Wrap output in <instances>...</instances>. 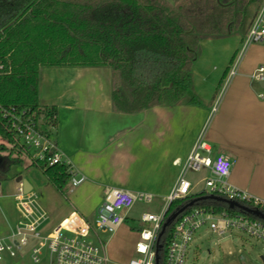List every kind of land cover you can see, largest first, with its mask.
Listing matches in <instances>:
<instances>
[{"label":"trees","instance_id":"trees-1","mask_svg":"<svg viewBox=\"0 0 264 264\" xmlns=\"http://www.w3.org/2000/svg\"><path fill=\"white\" fill-rule=\"evenodd\" d=\"M263 0H0V106L43 116L52 134L56 109H42V68L109 67L112 109L138 114L185 100L193 87V70L202 43L247 34ZM249 17L251 20L249 21ZM236 56L231 59L234 63ZM223 75L220 85L228 76ZM190 102L200 105L193 97ZM0 116V136L13 137ZM5 150V149H4ZM2 149V151H4ZM18 149L0 157V181L23 163ZM65 196L70 171L31 161ZM190 202V201H189ZM188 201L171 205L167 219ZM192 209L238 213L224 202L200 200ZM264 212V210H263ZM169 227L160 241L159 263L165 264Z\"/></svg>","mask_w":264,"mask_h":264},{"label":"crops","instance_id":"crops-1","mask_svg":"<svg viewBox=\"0 0 264 264\" xmlns=\"http://www.w3.org/2000/svg\"><path fill=\"white\" fill-rule=\"evenodd\" d=\"M245 36L237 37V46L224 52L228 59L222 64L196 60L190 97L138 114L113 111L109 67L42 68L40 105L57 113L52 136L58 150L86 177L80 187L69 188V193L76 191L77 197L83 198L79 208L68 210L60 218L72 212L84 216L80 209L90 220L99 213L104 192L111 187L149 193L162 200L180 175L181 166L175 162L186 161L202 134L216 157L223 155L231 162L229 183L264 202V84L255 78L264 66V47L251 48L236 75L230 77L234 67L231 59L237 58ZM206 45L202 43L200 53L210 56L212 51H219V46L209 44V49ZM193 97L202 104H192ZM0 213L1 237L18 216L13 222L1 208Z\"/></svg>","mask_w":264,"mask_h":264},{"label":"built area","instance_id":"built-area-1","mask_svg":"<svg viewBox=\"0 0 264 264\" xmlns=\"http://www.w3.org/2000/svg\"><path fill=\"white\" fill-rule=\"evenodd\" d=\"M255 43H264V0L245 36L241 56ZM239 63L237 61L234 65L231 78L236 75ZM2 72L4 66L0 64V73ZM255 78L264 83V66L260 67ZM215 111L216 108L213 112ZM0 116L5 121L6 130L14 139L11 142L10 139L0 136V145L5 144L10 150L18 147L32 162L41 163L45 167L65 165L70 171L71 189L86 182V177L75 170L71 160L58 150L54 137L43 125V118L40 121V118L25 111L1 106ZM212 156V147L202 134L186 161L183 164L180 161L175 162L177 166H181L180 175L171 193L162 199L161 213L145 214L141 218L142 223L152 226L139 233L136 257L129 264H156L158 238L170 207L175 202L191 203L204 197H216L264 213L263 201L229 183L231 162L223 155L215 158ZM189 172L200 173L204 178L193 183L187 178ZM104 196L103 205L94 223L78 212H72L55 224L52 216L40 205L37 194L33 191L26 193L23 185L18 184L14 198L18 220L13 225L8 224V233L0 237V264L5 257L15 259L18 256L29 258L33 264H110L108 245L100 234L115 235L137 203L151 204L156 197L149 193H133L113 187L107 188ZM123 210L126 211L124 216L121 215ZM237 210L238 213L220 214L203 209L185 211L173 224L165 264H185L195 235L205 226H209L220 236L229 231H237L264 243V221ZM91 238L90 242L86 240Z\"/></svg>","mask_w":264,"mask_h":264},{"label":"rangeland","instance_id":"rangeland-1","mask_svg":"<svg viewBox=\"0 0 264 264\" xmlns=\"http://www.w3.org/2000/svg\"><path fill=\"white\" fill-rule=\"evenodd\" d=\"M250 20L251 17H249V21ZM237 37H241V35L207 40V48L210 47L209 44L219 46V51H212L210 56H206L204 52L199 53V61L214 62L216 65H218V63H224L228 59L226 58L228 54L225 55L224 52L237 46ZM257 46L264 47V43L252 44L246 50L244 55L241 56L244 49V44H242L239 47V53L234 61V65L237 61L240 62L244 60L248 51ZM190 96L191 93L188 94L187 98ZM42 118L43 116L40 117V121H42ZM44 127H46L45 124ZM2 149L5 150L2 151ZM10 151L13 150L7 148L5 144L0 145L1 158L5 157ZM215 157L216 154H213L212 158ZM22 161L23 163L21 165H15L11 168L8 177L9 180L2 181L0 186L2 196H6L0 199V208L8 219L14 222L18 216L14 199L18 188V184L14 178L18 176H22L24 179L31 182L34 186V192L39 198L40 205L47 210L52 217L54 216L53 220L55 224L62 220L60 216L68 210L79 208V202L83 201V198L77 197L76 191L75 193H68L66 197L62 196L57 189L50 184L41 170L31 167V159L29 156L24 154L22 156ZM187 178L191 182L197 183L204 178V175L189 172ZM162 207L163 202L160 199H154L151 204L139 202L135 205L129 218H127L122 229L118 233L113 237L111 234H100V237L108 245L107 252L111 261L110 264H129V262L136 257L135 248L139 241L138 233L144 229H149L152 226L142 223L141 218L145 214L159 215ZM79 212L84 214V216L87 215L80 209ZM125 214L126 211L123 210L121 215L124 216ZM97 216L98 212L89 221L94 223ZM86 240L90 242L92 241V238ZM22 258V256H18L15 259L5 257L2 264H19ZM21 264H33V262L29 258L24 257ZM185 264H264V243L237 231H229L223 236H220L217 233H214L209 226H205L195 235V238L188 249Z\"/></svg>","mask_w":264,"mask_h":264},{"label":"water","instance_id":"water-1","mask_svg":"<svg viewBox=\"0 0 264 264\" xmlns=\"http://www.w3.org/2000/svg\"><path fill=\"white\" fill-rule=\"evenodd\" d=\"M263 87H264V85H263ZM16 182H17V184H22L23 185L24 191L26 193H29V192H31L33 190V187L30 185V183L26 179H23V177H19ZM200 200H215V201H219V202H224V203H226L229 206V208L231 210L240 209L244 213H247L249 215H252V216H254V217H256V218L264 221V213H262V212H260L258 210L249 209V208H247L245 206L240 205L237 202L227 201V200H224V199H221V198H216V197H204V198L196 199V200L192 201L191 203H189L188 205H186L185 207H183L182 209H179L178 211H176L175 213H173L166 220L165 224L163 225L162 231H161V233L159 235L158 242H157V248H156L157 249L156 264H160L159 263V256H158L159 249L161 247L160 241H161L162 237L164 236V234L166 233L167 229L174 224V222L177 220V218L181 214H183L189 208H192L195 205V203L197 201H200Z\"/></svg>","mask_w":264,"mask_h":264}]
</instances>
